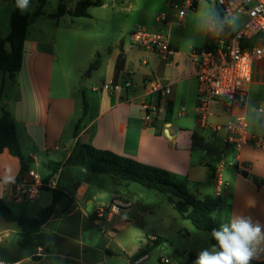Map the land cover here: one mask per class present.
Listing matches in <instances>:
<instances>
[{
    "label": "crops",
    "instance_id": "1",
    "mask_svg": "<svg viewBox=\"0 0 264 264\" xmlns=\"http://www.w3.org/2000/svg\"><path fill=\"white\" fill-rule=\"evenodd\" d=\"M82 1L85 0H59L57 8L47 14H44L45 6L43 14L32 24H37L43 15L53 24L37 25L35 32H32L34 25L29 26L24 41L22 69L16 82H12L0 70V115L7 111L16 121L24 154L34 159L32 171L39 174L36 171L38 159L42 155L47 157L43 162L47 173L44 176L39 174L44 186L37 198L29 201L22 198L20 187L23 182L30 181L29 175L22 174L18 158L8 151L1 153L0 200L10 208L25 204V212L40 207V210H36L39 215L52 202L50 190H60L67 195L42 227L45 248L35 249L33 255L22 253L15 258V263H10L11 260L6 257H3L4 261L7 264H136L135 261L146 249L150 238L139 232L138 252L134 254L123 249L124 259L121 260L122 256L112 249L115 245L121 247V244H116L118 240L97 233L99 221L95 210L101 197H111L109 204L118 203L125 214L133 207V203L121 196L118 190L122 186L121 180L72 166L61 168L47 183L44 182L52 173L49 164L64 162L77 142L91 144L97 149L185 177L192 183L194 191L220 197L222 205L214 217L218 226L234 215L250 216L254 222L259 221L264 225V152L251 146L239 151L227 147L224 144L227 131L212 130L245 115L252 133L264 132V115L257 112L258 108H264V80L262 76L260 79L255 76L256 66L260 65L263 69L264 62L254 67L246 103L228 114L221 105H215L210 126L204 128L197 118L199 83L190 57L191 50L182 49L178 42L171 41L176 54L164 60L133 43L130 34L136 26L126 28L127 22L122 24L121 29L111 31L109 37L106 35L108 32L92 33L85 22H99L92 10L107 6L108 0H103L100 7H90L89 17L73 16L72 13ZM116 1L119 0H114L112 6L117 14L118 11L130 12L133 9L131 5L119 7ZM120 1L130 3L131 0ZM195 1L196 8L205 0ZM60 6L64 7L65 13L59 18H52L51 15L58 13ZM17 8V0H0V38L10 34L11 18ZM19 10L24 15L29 14L28 6L23 11ZM207 20L219 25L218 32L210 37L213 42L218 35L233 31L220 26L221 11L215 6L210 8ZM148 30L155 31L154 28ZM98 56L100 66L92 69L91 65ZM69 63L74 67H71L72 70L68 68ZM88 67L91 69L90 75L106 67L108 80H98V86L92 88L93 93L86 95L83 92L81 98L78 95L79 81L71 83V74L75 71L81 73ZM54 71L58 73L60 81L52 87ZM150 80L170 86L172 93L160 99L155 94H149L147 82ZM126 83L130 86H125ZM83 98L87 102V113L75 136V127L84 115ZM150 100L161 104L164 111L155 115L148 124L143 120V104ZM196 146H200L204 154L218 159V165L195 158ZM219 178L224 185L219 186ZM208 189L212 192L206 193ZM115 217L106 223H112ZM127 219V222H131ZM16 228L18 226L14 222L8 223L0 218L2 233L15 232ZM156 237L161 236H153L151 240ZM259 248L261 250L255 261L264 260V243ZM33 256L39 259L33 260ZM195 258L191 254L184 264L193 262Z\"/></svg>",
    "mask_w": 264,
    "mask_h": 264
},
{
    "label": "rangeland",
    "instance_id": "2",
    "mask_svg": "<svg viewBox=\"0 0 264 264\" xmlns=\"http://www.w3.org/2000/svg\"><path fill=\"white\" fill-rule=\"evenodd\" d=\"M119 1H116L117 6L128 7L131 5L133 9L130 12L118 11L117 14L112 6L114 0H108L107 6L103 8H93L94 10H92L94 15H96L95 18L98 19L99 22H85L86 27L89 29L91 28L92 33L100 32L101 34L108 32L106 35L109 37L114 29H121L123 26L122 24L127 22L128 25L126 28H131V26L135 25L136 27L140 26L145 29L154 28L156 32H164L169 36L171 41L178 42L182 49L192 50L203 48L206 44H214L213 39H210L214 34L209 31L211 22L207 20V16L209 15L211 7L215 6L217 9H219V7L211 0H205L199 3L198 7L188 12L182 22L177 19V16L179 10L184 5V0H131L130 3ZM58 4L59 0H48L44 9V14L52 10L54 11ZM37 5V0H28L27 11L30 15L35 13ZM158 19H164V21L158 23ZM246 22L247 18L245 16H239L230 19L226 26L233 31H239ZM52 24L53 21L43 15L39 18L37 24H32L34 25L32 26V32L37 30V25L49 26ZM72 66L73 65L69 63L68 68ZM90 71L91 69L88 67L81 73L80 71H75L71 74V83L75 84L76 81H79L80 92L78 95L81 98L83 92L86 95L93 93L91 92L92 88L98 86V80L102 78L108 80V77L106 78L108 73L106 67L99 72H94L93 75H90ZM255 76L258 79L262 76L264 80V68L262 69L260 65L256 66ZM59 81L60 78L58 73L54 71L52 87ZM58 153L59 155L62 154L61 152ZM194 157L208 160L214 165H218L219 162L218 159H214L212 155L204 154L200 146L194 148ZM45 158H47L45 155L40 156L36 166V171L42 176L47 173L43 163L46 160ZM107 175L108 177H115L113 175L110 176V174ZM114 179L117 178L115 177ZM121 183L122 186H119L118 190L121 196H125L124 198H127L133 203V207L128 214L122 211L120 212L121 214L116 215L112 223L99 221L96 227L97 233H104L109 238L118 240L116 244H121V247L115 245L112 249L116 254L122 256L121 260L124 259V250L127 252H134V254L138 252L140 239L137 233L139 232H143L146 236H149L150 240L148 243L151 244V249L148 252V259L142 264H163L161 262L162 258L170 259L171 264H184L186 260L189 261V256L191 254L196 256L197 253L203 249H211L213 245L211 243L210 233L198 230L190 220L183 219L168 201L167 196L132 181H121ZM211 192L212 191L209 190L206 193ZM111 200V197H101L98 202L99 204H109ZM26 206L25 204L12 206V209L16 213L22 214L27 218H37L38 212L36 213V210H40V207L25 212L24 208ZM35 207H37V205ZM218 212L219 211H216L213 217H216ZM125 218H129L127 220L131 222H127ZM15 224L18 226L17 223ZM148 229H150V231H147ZM16 231H19V227L16 228L15 232L13 231L9 234H4L0 231V255L11 260L12 262L5 259L10 263H15V258L22 253L33 255L35 249H37L30 248L21 251L16 245ZM156 235L165 238L166 241L163 244L154 245L151 238ZM32 259L37 260L39 257L33 256ZM132 264H134V262H132ZM189 264H193V262Z\"/></svg>",
    "mask_w": 264,
    "mask_h": 264
},
{
    "label": "built area",
    "instance_id": "3",
    "mask_svg": "<svg viewBox=\"0 0 264 264\" xmlns=\"http://www.w3.org/2000/svg\"><path fill=\"white\" fill-rule=\"evenodd\" d=\"M221 10V27L227 28V22L239 16H245L247 22L239 31H227L225 35H218L214 44L203 48L192 49L190 57L196 71L199 83L198 91V117L201 126L207 128L209 121L215 115L214 106L221 105L225 113L243 106L247 101L248 92L253 81V71L256 64L264 62V0H211ZM195 0H184V5L179 10L178 19L183 21L190 10L195 9ZM159 22L164 19H158ZM219 25L211 23L209 31L217 33ZM133 43L149 50L159 57L171 59L176 50L171 45V39L164 32H156L136 27L130 34ZM260 37L253 47L243 45V41ZM112 85V83H110ZM125 86H130L126 83ZM149 94H155L159 99L172 93L170 86H164L156 80L147 82ZM158 99V98H157ZM144 122L151 123L155 115L164 109L159 103L151 100L143 104ZM264 115V108L257 110ZM249 119L239 116L223 126L213 127V131H227L224 144L235 150L246 146L254 147L264 152V132L254 134L251 132ZM30 181L20 184L22 198L32 201L37 198L44 186L40 175L34 171L28 173ZM219 186L224 185L218 180ZM118 203H100L95 210L98 221H110L112 217L121 212ZM148 258L144 256L135 261L136 264ZM163 264H171L168 258L161 259ZM0 264H7L0 260Z\"/></svg>",
    "mask_w": 264,
    "mask_h": 264
},
{
    "label": "trees",
    "instance_id": "4",
    "mask_svg": "<svg viewBox=\"0 0 264 264\" xmlns=\"http://www.w3.org/2000/svg\"><path fill=\"white\" fill-rule=\"evenodd\" d=\"M38 9L33 14H22L19 8L14 12L11 18V32L5 38H0V70L3 71L12 82H16L17 76L22 69L25 42L30 23L43 14V9L48 0H37ZM103 0H85L80 2L74 12L76 17H89L88 10L92 6L100 7ZM65 9L59 7L52 18H59ZM260 37L252 40L243 41V45L253 47ZM100 66L99 56L91 65L92 69ZM87 102L84 99V115L75 127V136L78 135L81 122L87 113ZM8 151L13 157L18 158L22 167V174L32 171L34 159L26 157L20 144L17 134V125L13 116L4 111L0 115V154ZM78 166L83 167L92 174H110L121 181H132L146 188L156 190L167 196L168 201L173 204L177 213L185 220H190L198 229L211 232V229L218 227L213 214L218 211L222 205V199L213 195H202L194 191L192 183L185 177L171 173L169 171L152 167L135 161L133 159L118 155L111 151L100 150L91 144L77 142L72 153L64 162H53L49 164L51 174L44 180L47 181L61 168ZM52 192V202L49 206L39 212L37 218H27L24 215L16 213L3 200H0V218L8 222L18 224L19 234L16 245L21 249L27 248H45L42 241V227L51 219L56 211L57 204L67 195L60 190H50ZM165 238L156 237L152 243L154 245L163 244ZM212 245L215 241L211 237ZM148 243L146 249L140 258L147 256L151 249ZM139 258V259H140ZM0 260H4L0 255ZM251 264H264L263 261L253 260Z\"/></svg>",
    "mask_w": 264,
    "mask_h": 264
},
{
    "label": "clouds",
    "instance_id": "5",
    "mask_svg": "<svg viewBox=\"0 0 264 264\" xmlns=\"http://www.w3.org/2000/svg\"><path fill=\"white\" fill-rule=\"evenodd\" d=\"M28 0H17L22 11ZM215 241L211 249L199 251L193 264H251L264 243V225L250 216L234 215L228 222L211 229Z\"/></svg>",
    "mask_w": 264,
    "mask_h": 264
},
{
    "label": "water",
    "instance_id": "6",
    "mask_svg": "<svg viewBox=\"0 0 264 264\" xmlns=\"http://www.w3.org/2000/svg\"><path fill=\"white\" fill-rule=\"evenodd\" d=\"M243 175H244L245 177H248V174H246V173H244Z\"/></svg>",
    "mask_w": 264,
    "mask_h": 264
}]
</instances>
